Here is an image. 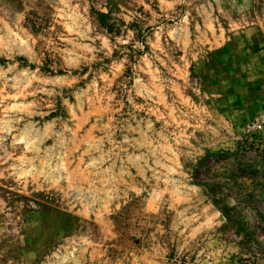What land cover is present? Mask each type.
I'll use <instances>...</instances> for the list:
<instances>
[{
    "label": "rangeland",
    "instance_id": "374dc122",
    "mask_svg": "<svg viewBox=\"0 0 264 264\" xmlns=\"http://www.w3.org/2000/svg\"><path fill=\"white\" fill-rule=\"evenodd\" d=\"M0 264H264V0H0Z\"/></svg>",
    "mask_w": 264,
    "mask_h": 264
}]
</instances>
